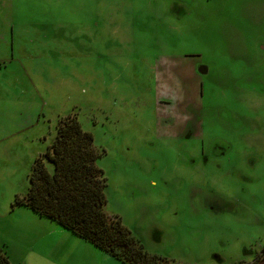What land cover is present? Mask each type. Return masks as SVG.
<instances>
[{
    "label": "rangeland",
    "instance_id": "374dc122",
    "mask_svg": "<svg viewBox=\"0 0 264 264\" xmlns=\"http://www.w3.org/2000/svg\"><path fill=\"white\" fill-rule=\"evenodd\" d=\"M64 117L92 135L104 209L148 254L251 264L264 248V0H0L11 264L102 261L15 204Z\"/></svg>",
    "mask_w": 264,
    "mask_h": 264
},
{
    "label": "trees",
    "instance_id": "16d2710c",
    "mask_svg": "<svg viewBox=\"0 0 264 264\" xmlns=\"http://www.w3.org/2000/svg\"><path fill=\"white\" fill-rule=\"evenodd\" d=\"M100 157L92 135L78 120L61 118L52 144L32 165L26 193L15 204L53 221L123 264H169L144 251L120 220L105 211L106 179L96 166ZM258 259L264 260V248ZM0 264H11L1 249Z\"/></svg>",
    "mask_w": 264,
    "mask_h": 264
},
{
    "label": "crops",
    "instance_id": "0c3cea01",
    "mask_svg": "<svg viewBox=\"0 0 264 264\" xmlns=\"http://www.w3.org/2000/svg\"><path fill=\"white\" fill-rule=\"evenodd\" d=\"M23 207V206H21ZM36 215V214H35ZM38 216V215H37ZM40 217V216H39ZM44 218V217H42ZM49 220V219H48ZM50 222L54 223L53 221L49 220ZM55 224V223H54ZM57 225V224H56ZM58 228H60L61 230H64L65 233V237L68 236V235H72L70 232L66 231L65 229L61 228L59 225H57ZM67 232V233H66ZM62 234V233H61ZM76 238H79L75 235H72ZM79 240H82L81 238H79ZM84 241V240H83ZM89 244V243H88ZM91 245V244H90ZM93 246V245H92ZM94 247V246H93ZM84 248L86 249L87 253L90 255V258L94 259V256L96 257L97 260L101 259L102 261H96L95 264H123L121 263L120 261L116 260L115 258H113L112 256H110L109 254L99 250L98 248L94 247L95 249L99 250L100 253H98L97 251L96 252H93L89 247L87 246H84ZM68 258L67 260H65L66 262L70 259L72 260V262L74 263H78V261L76 260V258H74L72 255H68ZM253 262V261H252ZM261 262L264 263V261L259 260V261H256L255 264H261ZM90 264H93V263H90Z\"/></svg>",
    "mask_w": 264,
    "mask_h": 264
},
{
    "label": "flooded vegetation",
    "instance_id": "af4514ba",
    "mask_svg": "<svg viewBox=\"0 0 264 264\" xmlns=\"http://www.w3.org/2000/svg\"><path fill=\"white\" fill-rule=\"evenodd\" d=\"M261 253V251L257 254L256 258L254 259V261L252 263H255L256 261H259L261 259H258V255Z\"/></svg>",
    "mask_w": 264,
    "mask_h": 264
}]
</instances>
